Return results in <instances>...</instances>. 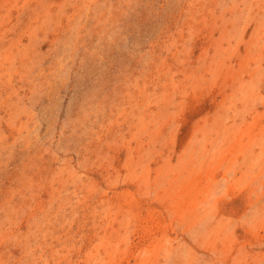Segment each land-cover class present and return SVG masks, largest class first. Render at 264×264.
I'll return each mask as SVG.
<instances>
[{"label":"rangeland","instance_id":"obj_1","mask_svg":"<svg viewBox=\"0 0 264 264\" xmlns=\"http://www.w3.org/2000/svg\"><path fill=\"white\" fill-rule=\"evenodd\" d=\"M0 264H264V0H0Z\"/></svg>","mask_w":264,"mask_h":264}]
</instances>
